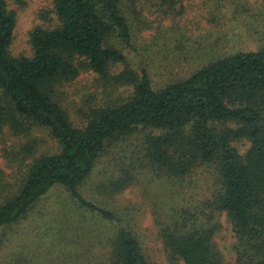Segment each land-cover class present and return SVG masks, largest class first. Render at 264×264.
<instances>
[{"label":"trees","instance_id":"16d2710c","mask_svg":"<svg viewBox=\"0 0 264 264\" xmlns=\"http://www.w3.org/2000/svg\"><path fill=\"white\" fill-rule=\"evenodd\" d=\"M139 1L54 0L58 24L31 31L33 56H13L16 17L0 0V129L23 134L43 127L60 147L34 158L16 187L0 178V245L7 229L60 186L111 228L100 264H152L135 226L81 190L109 147L140 134L141 168L176 177L204 165L215 169L212 199L159 218L170 264H226L214 240L222 212L233 225L237 263L264 264V43L155 86L149 67L134 69L125 52L134 46ZM180 2L157 4L176 10ZM117 64L125 68L113 75ZM83 71L132 86L133 93L90 109L76 124L63 88ZM243 141L249 144L245 153L237 146ZM134 177L126 170L108 192L125 190Z\"/></svg>","mask_w":264,"mask_h":264},{"label":"rangeland","instance_id":"374dc122","mask_svg":"<svg viewBox=\"0 0 264 264\" xmlns=\"http://www.w3.org/2000/svg\"><path fill=\"white\" fill-rule=\"evenodd\" d=\"M6 1L16 17L11 54L33 56L31 31L37 26L52 28L58 24L54 0ZM157 1L137 3L139 16H132L134 46L125 50L134 69L149 67L155 86L189 76L213 59L255 51L264 43V0H181L176 10H167ZM124 68V64L114 65L112 74ZM63 90L64 105L79 124L90 109L121 101L134 88L83 71ZM140 144L141 135L136 134L109 147L81 190L88 200L121 214L135 226L152 264H170L160 234L163 220L159 218L195 209L212 199L217 187L215 169L204 165L185 177H176L141 168ZM237 146L245 153L249 144L243 141ZM59 150L57 141L43 127L15 134L5 126L0 129V178L16 187L34 158ZM126 170L135 175L132 184L110 194L107 187ZM217 214V248L226 264H238L233 225L225 212ZM110 232L102 219L79 208L69 192L57 186L26 218L6 230L0 245V264H100L108 250L105 240Z\"/></svg>","mask_w":264,"mask_h":264}]
</instances>
